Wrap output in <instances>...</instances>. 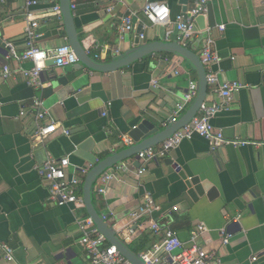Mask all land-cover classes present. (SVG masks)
<instances>
[{"label":"crops","instance_id":"crops-1","mask_svg":"<svg viewBox=\"0 0 264 264\" xmlns=\"http://www.w3.org/2000/svg\"><path fill=\"white\" fill-rule=\"evenodd\" d=\"M71 1L77 7L73 12L80 40L87 54L102 64L149 43H177L176 35L166 39L167 28L151 26L145 19V0ZM161 1L171 10V30L177 17L187 14L196 2ZM56 4L55 0H37V5L28 9L26 0H0V244L9 245L15 258L8 262L0 249V264H88L78 223L90 218L85 204L60 207L51 201L50 184L37 168L50 157H70L67 174L81 179L78 195L83 199L88 174L83 175L81 169L92 166V170L112 154L134 146V141L125 146L120 136H129L144 121L165 129L190 83L199 82L188 61L163 52L113 73L78 65H49L41 75L43 88L30 86L25 72L33 64L8 61L5 42L14 43L23 52L28 13L41 17L52 13ZM129 13H136L135 29L120 40L116 26ZM39 22L38 47L51 50L68 43L63 20L47 17ZM206 24L225 27L213 32L215 49L223 59L213 68L219 80L245 86L212 124L228 140L263 142L264 0H214L209 4ZM203 37L199 34L188 43L187 48L198 56ZM6 66L12 75L3 78ZM76 73L81 76L73 84L53 86L51 77L55 74L66 77ZM36 98H42L49 110L44 120L37 118ZM219 101L216 86H209L205 102ZM51 121L59 128L44 141L35 139L40 127ZM167 159L179 164L189 178L198 177L212 188L203 196L194 192V198L191 190L195 188L170 171ZM137 160L136 155L121 163L126 170L114 172V178L104 184L106 194H99L98 187L111 170L93 187L94 207L108 217L117 235L125 242L126 229L131 226L136 231L131 242H125L131 251L141 254L160 243L161 236L150 228L152 221L173 230L187 247L191 233L204 224L208 231L199 244L211 256V264H251L256 255L264 264L263 148L228 145L212 150L205 138L194 135L167 157L147 163L142 176L138 172L144 164L139 161L137 167ZM147 195L160 211L132 223L131 213L142 206ZM222 231L231 235L227 245L222 243ZM160 259V264H173L164 255Z\"/></svg>","mask_w":264,"mask_h":264},{"label":"built area","instance_id":"built-area-1","mask_svg":"<svg viewBox=\"0 0 264 264\" xmlns=\"http://www.w3.org/2000/svg\"><path fill=\"white\" fill-rule=\"evenodd\" d=\"M53 8V12L43 15L41 17H35L32 13H28L27 22L25 27L26 33V49L23 52H19L12 42H5V48L7 50V60L20 63L30 62L33 64V68L30 71L25 72V76L28 79V84L37 89L43 88L41 82L42 72L47 68V63L51 60L56 62V66L59 68L73 66L78 63V57L73 48L68 44L61 45L55 49L43 50L37 46L36 41L40 38L39 28L40 20L47 17H55L59 22H62V12L58 1ZM214 0H196L195 6L188 11L186 15H180L175 22V28L170 29L172 26L171 10L169 6L161 0H145L143 7V15L151 26L165 27L167 28L166 39H170L172 35H176V42L184 47H188V43L193 37L203 34V41L199 58L207 71V83L209 86H216V93L220 99L219 102L203 103L200 107L198 114L192 119V121L184 128L177 131L169 139L163 142L159 147L149 148L141 151L137 154V158L144 166L139 170L138 176H142L146 173L147 163L155 162L159 159L167 157L172 151L177 149L184 141L191 140L194 135H200L205 138L212 150H216L220 147L232 145L235 147H244L252 145L255 148L264 149L263 142L242 141L239 139L228 140L224 134L215 129L212 122L214 118L223 110L228 109L230 103L234 98V94L245 88V86L238 82H221L217 73L214 71L215 65H218L223 60L215 49V39L213 32L215 29L222 31L225 29L223 25L218 27L206 26L204 30L196 31V20L199 17L207 18L209 14V4ZM27 8L37 5V0H26ZM76 5H72V10H76ZM136 13H129L125 15L121 23L116 28L119 34L120 40H124L126 34L132 32L135 29L134 18ZM147 28V26H146ZM145 36L142 34L141 39ZM44 52V58L40 63H43V67H40L38 62L34 59L31 53ZM12 75L11 68L9 66L4 67L2 76L8 78ZM198 94L197 82H191L188 91L183 95L182 100L176 105L173 115L168 121V125L176 123L181 117L182 113L186 110V107L191 103ZM34 108L37 110V118L39 120L46 119L50 113L45 106V102L42 98H36L33 101ZM106 115V113H104ZM57 125L54 121L40 127L39 131L34 135L35 139L44 141L48 139L57 129ZM69 135L68 131H64ZM120 139L125 146H130L134 142L127 136L122 135ZM70 166L69 157L56 159L50 157L43 165L37 168V172L45 181L50 184V199L58 206H77L83 205V199L79 197L78 191L82 183L81 179L76 176L69 177L67 169ZM92 166L82 168L83 175H87ZM115 171H124L126 166L120 164L114 168ZM114 176V173H106L101 179L102 186L98 187L99 194H105V185ZM154 211H160V206L157 205L150 195L145 196L142 206L131 213L132 223L139 222L143 217L151 214ZM105 218V217H104ZM80 229L83 232V236L80 240L81 245L85 248L88 257V264H132L127 258H125L114 245L108 243L106 237L99 232L91 218H86L78 222ZM151 230L161 236V241L156 244L153 249L148 252L141 253V258L145 264H160V256L164 255L167 259H170L173 264H211V256L203 250L199 244V239L204 235L208 229L204 224H201L195 231L191 233V244L185 246L179 239L177 233L168 227L162 226L157 221H152L150 225ZM136 231L130 226L124 233L125 242H131L135 236ZM222 243L227 245L230 241L231 235L226 231H222ZM0 249L5 253V258L8 262H14V250L7 244H0ZM264 254V252H263ZM260 256H253L251 264H260Z\"/></svg>","mask_w":264,"mask_h":264},{"label":"water","instance_id":"water-1","mask_svg":"<svg viewBox=\"0 0 264 264\" xmlns=\"http://www.w3.org/2000/svg\"><path fill=\"white\" fill-rule=\"evenodd\" d=\"M59 4L62 12L63 24L68 37V44L73 48V50L77 54L78 63L76 65H78L80 68L86 67L92 71H97L101 73H113L125 69L127 67H130L135 62L142 60L146 57L163 52H168L170 54H174L188 61L194 67V69L197 71L199 75V82H197L198 84L197 97L194 99V102L189 107V109H186L182 113L181 117L176 123L170 124L165 129L162 130V128H160L159 126L150 123L148 121H144L140 126L133 129L129 134L130 138L135 142L134 146H131L129 148L127 147L126 149L117 152L115 154H112L110 157L97 163L93 167V169L88 173L85 179L84 188H83V202L87 208L90 218L93 220L99 232L106 237L109 244L116 246L119 252L125 258H127L132 264H145L141 258V254H136L133 251H131L128 245L117 235L113 226L107 222L108 217L103 216L96 211L93 204V191H94L93 187L95 186L97 180L104 173L110 170L112 173H114L115 172L114 168L117 165L136 156L141 151L160 145L161 143L165 142L173 134H175L177 131L187 126L192 121V119L199 112L201 105L205 103L208 95L209 85L207 83V71L204 65L202 64L199 56L196 53H194L192 50L178 43L165 42V41L153 42L132 49L124 56L120 57L119 59L111 63L102 64L100 62H97L87 54L84 45L80 40L76 27L74 12L72 10V1L60 0ZM184 10H185L184 12H186L187 9ZM196 26H197L196 31L204 30L207 26L206 18L199 17L196 20ZM49 65L56 66V62L51 60L47 63V66ZM79 76H81L80 73H76L74 75H70L66 77L55 74L54 76L51 77V79L54 87L68 86L69 84H73L74 80ZM109 105H111V103H109ZM136 164L137 167H140L139 160L136 161ZM165 164L170 168L171 172L172 171L177 172L187 182V186L189 188L191 189L193 187L195 188L194 191L191 190V194L193 195L194 198H196L194 192H196L199 196H203L206 192H208L212 188L211 183L201 181V179H199L198 177L189 178L186 175V173L182 170V167H180V165L175 163L172 159H167L165 161ZM106 193H107V188H106ZM209 196L210 197L213 196L212 191L210 192Z\"/></svg>","mask_w":264,"mask_h":264},{"label":"clouds","instance_id":"clouds-1","mask_svg":"<svg viewBox=\"0 0 264 264\" xmlns=\"http://www.w3.org/2000/svg\"><path fill=\"white\" fill-rule=\"evenodd\" d=\"M31 55H33L34 59L38 62L40 67L44 66L43 63H40L44 58V52H33L31 53Z\"/></svg>","mask_w":264,"mask_h":264}]
</instances>
